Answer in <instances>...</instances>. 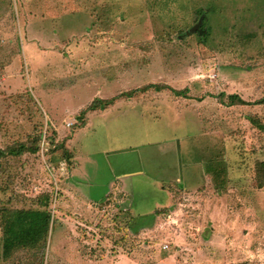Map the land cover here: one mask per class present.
I'll list each match as a JSON object with an SVG mask.
<instances>
[{
	"label": "rangeland",
	"instance_id": "obj_1",
	"mask_svg": "<svg viewBox=\"0 0 264 264\" xmlns=\"http://www.w3.org/2000/svg\"><path fill=\"white\" fill-rule=\"evenodd\" d=\"M262 98L264 0H0V264H264Z\"/></svg>",
	"mask_w": 264,
	"mask_h": 264
},
{
	"label": "trees",
	"instance_id": "obj_2",
	"mask_svg": "<svg viewBox=\"0 0 264 264\" xmlns=\"http://www.w3.org/2000/svg\"><path fill=\"white\" fill-rule=\"evenodd\" d=\"M158 89L169 88L167 86L152 85ZM151 85H148L144 88H149ZM146 90V89H145ZM133 91L127 93L132 94ZM177 95L184 94V91H174ZM230 105H246L249 104L247 101L242 100L237 95H230L228 97ZM93 103L87 107V110H95L97 108L103 109L107 104H111L113 101H105L101 106H97ZM259 104H264V98L257 101ZM105 106V107H106ZM264 129V125L262 126ZM38 150L36 144L29 145L28 143H18L12 147L0 148V166L2 160L8 156H19L24 153H35ZM44 198L47 200L48 196L45 195ZM44 201V204H47V201ZM46 206V205H45ZM3 218H5V233L8 237L4 238V251L3 255L5 257L10 256L11 249H27L35 250V252L42 253L48 232L51 228L52 215L47 208L44 209H19L12 211H4ZM155 214H158L159 211H155ZM12 218V220H10Z\"/></svg>",
	"mask_w": 264,
	"mask_h": 264
},
{
	"label": "crops",
	"instance_id": "obj_3",
	"mask_svg": "<svg viewBox=\"0 0 264 264\" xmlns=\"http://www.w3.org/2000/svg\"><path fill=\"white\" fill-rule=\"evenodd\" d=\"M71 176H72V175H71ZM112 193H114V192H112L111 189H108L107 192H106L105 195H104L105 198L103 199V201H104V200H107V199L109 198V196H111ZM165 200H166V198H165ZM152 213H153V215H154V211H153ZM151 216H152V215H151Z\"/></svg>",
	"mask_w": 264,
	"mask_h": 264
},
{
	"label": "water",
	"instance_id": "obj_4",
	"mask_svg": "<svg viewBox=\"0 0 264 264\" xmlns=\"http://www.w3.org/2000/svg\"><path fill=\"white\" fill-rule=\"evenodd\" d=\"M199 24H197V26H195L192 31H195L198 28Z\"/></svg>",
	"mask_w": 264,
	"mask_h": 264
}]
</instances>
